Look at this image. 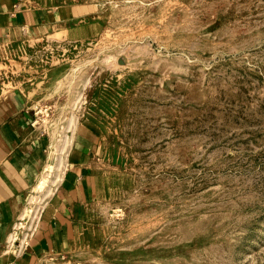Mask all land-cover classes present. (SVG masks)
I'll list each match as a JSON object with an SVG mask.
<instances>
[{
  "label": "rangeland",
  "instance_id": "rangeland-1",
  "mask_svg": "<svg viewBox=\"0 0 264 264\" xmlns=\"http://www.w3.org/2000/svg\"><path fill=\"white\" fill-rule=\"evenodd\" d=\"M96 1L88 37L0 48L41 137L16 254L87 175L39 264H264V0Z\"/></svg>",
  "mask_w": 264,
  "mask_h": 264
},
{
  "label": "crops",
  "instance_id": "crops-1",
  "mask_svg": "<svg viewBox=\"0 0 264 264\" xmlns=\"http://www.w3.org/2000/svg\"><path fill=\"white\" fill-rule=\"evenodd\" d=\"M97 4L96 0H0V48L23 38L79 41L88 37ZM29 120L22 96L0 100V264H39L55 242L64 247L65 232L74 223V205L84 203L90 191L86 188L89 177L78 176L64 192L63 203L52 211L57 220H43L45 232L42 226L30 246L16 254L13 230L26 212L24 199L32 191L35 177L33 155L41 139L34 137Z\"/></svg>",
  "mask_w": 264,
  "mask_h": 264
}]
</instances>
